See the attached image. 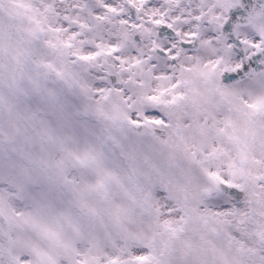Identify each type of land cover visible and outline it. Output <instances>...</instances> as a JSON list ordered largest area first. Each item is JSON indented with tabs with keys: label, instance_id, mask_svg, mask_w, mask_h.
Masks as SVG:
<instances>
[{
	"label": "snow or ice",
	"instance_id": "snow-or-ice-1",
	"mask_svg": "<svg viewBox=\"0 0 264 264\" xmlns=\"http://www.w3.org/2000/svg\"><path fill=\"white\" fill-rule=\"evenodd\" d=\"M0 264H264V0H0Z\"/></svg>",
	"mask_w": 264,
	"mask_h": 264
}]
</instances>
